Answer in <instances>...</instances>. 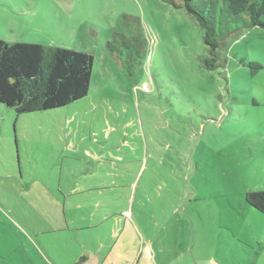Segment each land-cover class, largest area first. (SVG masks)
<instances>
[{
  "label": "rangeland",
  "instance_id": "rangeland-1",
  "mask_svg": "<svg viewBox=\"0 0 264 264\" xmlns=\"http://www.w3.org/2000/svg\"><path fill=\"white\" fill-rule=\"evenodd\" d=\"M114 33L141 41L137 63L111 56ZM203 34L163 0H0V39L94 57L83 100L22 115L0 104V183L21 169L53 186L75 170L116 174L135 184L115 210L136 220L141 264H264V215L245 201L264 190V30L232 38L215 71L200 64ZM241 59L263 69L251 76ZM0 193V264L56 253L64 236L41 245L8 206L21 198Z\"/></svg>",
  "mask_w": 264,
  "mask_h": 264
},
{
  "label": "trees",
  "instance_id": "trees-1",
  "mask_svg": "<svg viewBox=\"0 0 264 264\" xmlns=\"http://www.w3.org/2000/svg\"><path fill=\"white\" fill-rule=\"evenodd\" d=\"M163 1L184 10L203 30L208 50L199 60L207 71L229 66L223 52L232 38L246 29L264 30V0ZM113 36L107 44L111 56L125 68L138 62L141 41L134 44L123 34ZM237 65L248 68L251 76L263 69L259 62L244 59ZM93 68L94 57L88 52L0 39V104L18 115L65 108L88 96ZM245 201L264 215V190L248 192Z\"/></svg>",
  "mask_w": 264,
  "mask_h": 264
},
{
  "label": "crops",
  "instance_id": "crops-1",
  "mask_svg": "<svg viewBox=\"0 0 264 264\" xmlns=\"http://www.w3.org/2000/svg\"><path fill=\"white\" fill-rule=\"evenodd\" d=\"M95 172L75 170L72 176H59L54 186L29 173L25 177L22 169L19 176L1 177L0 190L11 197L15 193L22 201L14 199L13 205L9 202L8 206L15 213L20 211L23 222L32 220V225L28 220L27 228L41 245L46 246L45 236H64L62 245L55 243L56 253L49 252V256L39 246L41 253L35 254L33 264H78L81 259L80 264H141L145 251L141 252L136 220L127 211L115 210L123 191L130 197L132 189L127 188L135 184L126 188L118 175L99 177ZM3 201L7 206L8 201ZM71 244H77L79 252H62L64 246ZM31 257L27 256L29 261Z\"/></svg>",
  "mask_w": 264,
  "mask_h": 264
},
{
  "label": "flooded vegetation",
  "instance_id": "flooded-vegetation-1",
  "mask_svg": "<svg viewBox=\"0 0 264 264\" xmlns=\"http://www.w3.org/2000/svg\"><path fill=\"white\" fill-rule=\"evenodd\" d=\"M24 175V174H23Z\"/></svg>",
  "mask_w": 264,
  "mask_h": 264
}]
</instances>
